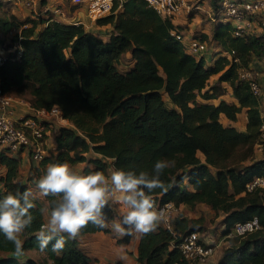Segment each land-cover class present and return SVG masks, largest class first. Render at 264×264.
<instances>
[{"label": "trees", "instance_id": "1", "mask_svg": "<svg viewBox=\"0 0 264 264\" xmlns=\"http://www.w3.org/2000/svg\"><path fill=\"white\" fill-rule=\"evenodd\" d=\"M209 1L213 13H219L223 0ZM45 4L40 0V8ZM42 13L47 17L38 13L18 20L0 10V33L18 29L21 34L19 57L9 52L0 65L2 91L14 90L21 97L26 91L31 107H58L69 123L57 126L53 148L33 166L36 176L28 180L37 181L53 163H84L81 174L102 171L107 176L110 166L151 174L156 160L174 162L160 176L166 190L149 193L154 204H205L222 214L223 236L236 222L257 216L261 228L228 237L214 264H264V188L246 191L253 178L264 177V154L250 157L264 117L260 99L237 76L239 67L256 69L253 64L264 59V32L255 30L254 23V29L236 36L231 20L217 18L210 36L200 37L217 49L209 62L205 55L187 52L185 41L194 38H186L185 28L173 24L176 17H162L145 0H114L112 12L96 19L98 25L111 24L107 40L81 24L61 22L49 10ZM16 40L17 35L6 48ZM125 57L127 67L122 68ZM213 75L217 78L210 84ZM220 83L230 86L234 101L212 103ZM240 115L245 117L243 131L233 125ZM24 151H0V199L29 191L19 178ZM54 199L59 197L33 198L32 225L20 235L22 256H16L14 245L0 234V264H92L79 236L108 233V228L89 223L75 239L63 234L62 252L52 251L55 240L45 252L38 249L36 236ZM104 211L108 220L115 216L112 207ZM201 227L200 219L180 212L171 231L157 224L155 231L140 235L137 264H188L178 244L187 233H200ZM131 237L122 236L117 243L127 245ZM27 250L43 253L44 260L25 256Z\"/></svg>", "mask_w": 264, "mask_h": 264}, {"label": "clouds", "instance_id": "2", "mask_svg": "<svg viewBox=\"0 0 264 264\" xmlns=\"http://www.w3.org/2000/svg\"><path fill=\"white\" fill-rule=\"evenodd\" d=\"M174 162L158 159L154 162L152 173L135 170L125 171L113 168L110 175L102 171L79 174L70 169L67 163L49 164L46 172L36 182L41 197H59L50 201L49 217L36 236L37 247L45 252L50 242L52 251L62 252L66 240L77 238L81 230L89 223L100 229L111 228L120 236L133 233L146 235L155 231L161 218L149 193L155 189H164L160 179L163 171ZM147 190V191H146ZM122 206L121 219L109 224L105 209L113 203ZM33 193H8L0 199V234L14 245L16 256L23 255L21 233L30 228L35 208ZM123 258V248L120 250Z\"/></svg>", "mask_w": 264, "mask_h": 264}, {"label": "built area", "instance_id": "3", "mask_svg": "<svg viewBox=\"0 0 264 264\" xmlns=\"http://www.w3.org/2000/svg\"><path fill=\"white\" fill-rule=\"evenodd\" d=\"M145 1L159 15L169 19L184 13L187 6L186 0ZM70 3L74 6H86L88 16L96 20L112 12L114 0H70ZM52 12L58 18H65L64 11L60 6L54 7ZM257 14H264V0H223L219 13L212 12L210 17L213 21L220 17L231 20L234 35L242 36L253 28L255 22L252 18ZM75 24H80V22ZM261 25L264 26V19ZM172 34H175V32ZM16 35L17 40L11 49H7L0 43V65L7 60L9 52H15L16 56L19 57L20 31ZM176 37L182 39L180 35L176 34ZM185 47L188 53L195 56L203 55L208 49L207 43L200 38L185 41ZM234 61L236 62L237 59H234ZM237 76L241 81L247 82L249 90L256 98L261 97L262 86L258 70L241 66L237 69ZM13 104L26 105L30 111L18 119H13L9 112ZM50 119H57L61 123L60 125H69L68 121L62 117L58 107H53L50 110L34 109L25 100L7 95L0 87V151L5 149L9 152H15L23 148L25 151H30L35 161L41 160L45 155L43 146L47 134L46 122ZM255 148L260 152H264V123L261 125V132ZM255 188H264V177H255L246 184V191L248 192L253 191ZM155 207L161 214L159 221L171 231L172 220L179 214V207L172 202L155 205ZM260 228L259 218L253 216L246 221L236 222L229 234L224 235V237H241ZM172 235L177 236L173 231ZM217 246V244L208 242L206 236L198 232H189L180 240L178 249L181 257L188 264H207L214 257Z\"/></svg>", "mask_w": 264, "mask_h": 264}, {"label": "rangeland", "instance_id": "4", "mask_svg": "<svg viewBox=\"0 0 264 264\" xmlns=\"http://www.w3.org/2000/svg\"><path fill=\"white\" fill-rule=\"evenodd\" d=\"M187 1V6L184 9V15H183V19H187V22H185L182 25V28H187L188 29V21L193 23V26L195 24H197L198 26H200V28L198 27L196 30H194V32L192 34H187V33H183L185 35L186 38H200L201 35H207L210 36L211 34V26L214 23L211 20V17L209 16V14L207 13V11H209V0H186ZM22 3L24 7L27 8V13L24 17H22V15H20V13H15V6L18 3ZM47 4V8H50V6L53 5V7H66V4H69L70 6V0H64L63 4L60 3V1L57 0H46ZM0 4L2 6V9L0 10H9L10 11V15L15 16L16 18H20L19 20H24L27 17L30 16H35L36 14L40 13V12H44L45 10L40 9V0H0ZM29 9L31 10V14H28ZM15 12H14V11ZM12 12H14L15 14H13ZM213 10H211V14H212ZM28 14V15H27ZM263 15V16H262ZM257 14L254 17L255 20H257V22H255V30L257 31H261L264 32V27L259 25L260 19L262 17H264V14ZM264 19V18H263ZM174 21V20H173ZM207 28L209 31L208 33H202L201 30ZM210 28V29H209ZM252 28V29H254ZM3 46H6L8 44V40H0ZM207 45H208V49L207 52L208 53H204L203 55L206 56L207 61H211L212 56H214L216 54V49L214 48L213 45H210L208 41H206ZM126 59H123L122 61V68L127 67V61L128 58L125 57ZM254 67L259 70L264 78V59L262 60H258L255 64H253ZM263 82V81H262ZM264 86V82L262 83ZM24 93L20 94L22 96H24L23 98H29V95L27 94L26 91H23ZM222 92V93H220ZM216 94L222 95L225 99H231L232 95L228 92V90L226 88H220L219 91H216ZM264 94V87L262 90V96L259 98V103H263L261 101L264 100L263 97ZM264 106V105H263ZM262 113L264 115V107H262ZM242 116L240 115L239 120L237 121V123H234V125L240 129V127H242ZM224 119V118H223ZM61 124L57 119H50L48 121L47 124V134L44 140V154L48 153V149H52L53 145H54V136H55V131L57 129V126ZM264 152H260L258 150H256L255 145L253 146L252 150L250 151V157L252 156L253 158H259L261 156H263ZM22 157V161L19 164V178L23 181L26 182L29 191H31L33 193V198H41V196L39 195L38 189L35 187V180L29 181L28 179L32 178L33 176H36V172H35V167L33 170V166H35V164L37 163V161H35L32 157H30L28 155V153L26 151H24L21 154ZM84 165V163L81 164H76L73 166H69L70 169L76 173L81 174V170H82V166ZM113 169V167H109L108 169V175H110L111 170ZM114 211H115V216L113 218H111L112 220H107V222L109 224H112L114 222H117L121 219V213L124 211L122 206L115 204V197H113V203L111 206ZM179 212L181 214H183L185 217L187 218H192V219H200L201 220V230L199 231L202 235L206 236L207 241L211 242L213 244H217V250L216 253L214 254V257L212 258L211 262L209 264H214L215 261L217 260V258L219 257L220 253L222 252V250L229 244V241L227 238H225L223 236V225H222V214L220 213H215L209 206L205 205V204H197L193 207H189V206H184V205H180L179 207ZM159 225H161L162 223L159 221L158 222ZM109 232L106 233V235H102V234H98L97 237L93 240H89L90 244L86 243L85 239L83 241V243H81V239L79 236V240L81 243V247L82 249L85 251V253H88L90 256H92L93 258L96 256L98 259L100 258L99 255L102 256V254H106L109 253L110 255L112 254L113 256L114 253H111L110 250L111 249H121L124 246L120 245L117 243L118 239H120L122 236L118 235L117 233H115L110 227L108 228ZM105 234V233H104ZM132 238V237H131ZM106 244V246H105ZM99 245V247H97ZM136 245V243L134 241H132L131 245H130V249H133V247ZM100 246H105L107 247L105 249V247H103L102 249H98L100 248ZM126 246V245H125ZM124 249V248H123ZM106 250V251H105ZM99 253V255H98ZM3 253L0 252V255H2ZM24 255L27 257H31L34 258L35 260L42 262V260H44V254L43 253H39L36 250H27L24 252ZM88 255V256H89ZM108 255V254H107ZM106 255V256H107ZM106 256L103 259H107ZM91 259V258H90ZM92 261V260H91ZM93 261H96V259H93Z\"/></svg>", "mask_w": 264, "mask_h": 264}, {"label": "crops", "instance_id": "5", "mask_svg": "<svg viewBox=\"0 0 264 264\" xmlns=\"http://www.w3.org/2000/svg\"><path fill=\"white\" fill-rule=\"evenodd\" d=\"M57 1H60V3L63 4V1L64 0H57ZM47 4L48 3L46 2L45 6L41 7L40 9L46 10V11L49 10V11L52 12V10L54 8L53 5L50 6V8H47L46 7ZM66 5H67L66 7H63L62 6V9H63L64 14H65V18L64 19L58 18L52 12L54 18L60 20L61 22L68 23V24H71V23H74L75 24L76 22H80V24L86 30H88V31H90V32H92V33H94V34L102 37L105 40L108 39V34L110 33V31L112 29L111 24L98 25L96 23V20H93V19H91L88 16L86 6H76V7H74L71 3H70V6H69V4H66ZM14 6H15V11L16 12L14 10L13 11L15 13H20V15H22V17H24L26 15L27 8L24 7L21 2L18 3V4H16V5H14ZM211 10H212L211 7H209V11H207V13L209 14V16L211 14L210 13ZM6 11L10 13L9 10L6 9ZM14 12H12V13L15 14ZM40 13L45 18L47 17V15H45L44 13H42V12H40ZM28 14H31V10L30 9H29ZM183 15L184 14L182 13L179 16H177L174 19L173 24L174 25L182 26L185 22H187V19H185V20L183 19ZM30 17H34V16H30ZM30 17H27V18H30ZM17 19L19 20L20 18H17ZM232 24H233V22H232ZM198 27L200 28V26H198L197 24H195L193 26V23L190 22V21H188V29L186 28L184 30V32L187 33V34H192L194 32V30H196ZM18 31H20V30H18V29H12V30L8 31L7 33H0V40H3V41L4 40H8V44H9L12 41L13 36H16V33ZM208 31L209 30L207 28H204V29L201 30L202 33L203 32L204 33H208ZM0 43H1V41H0ZM211 59L213 60V58H211ZM216 78H217V75L211 76L210 77V80H209L210 84H212L216 80ZM262 81L264 82V78H263L262 73L260 72V83H261L262 90H263V87L264 86L262 84L263 83ZM218 87H220V88L221 87L222 88H226L228 90V92L231 94V88L226 83H220L218 85ZM220 93H222V92H220ZM6 94L7 95H10V96H12L14 98H19V99H22V100H25L26 102H28L26 99L23 98V96L22 97L21 96H18L15 93L14 90H11L9 92H6ZM263 97H264V94H263ZM220 99L228 100V99H225L222 95H219L217 99H215V100L212 101V103L216 104ZM228 101H234V100H233V98H231ZM261 102H263V103H261V104L259 103V108H260L261 113H262L263 112L262 111V107H264L263 106L264 105V100L261 101ZM29 111H30V109L26 105H20V104H13L12 107L10 108V110H9L10 115H11V117L13 119H18L21 116H23L24 114L29 113ZM262 116L264 117L263 113H262ZM223 118L224 117H222V122L226 124L228 121L225 118L224 119ZM241 118H242V127H240V130L243 131L245 129V117L242 116ZM238 120H239V118H238ZM237 121L234 122V123H237ZM234 123H233V125H234ZM48 217H49V213H48V211H45L44 212L45 223H47ZM98 234H102L103 236L106 235V233L104 234L103 232H98V233H94V234H91V235H81L80 236V238H82L81 239V243H83V241L85 239L86 240L85 242L88 243V244H90V241L89 240H91V239L94 240L97 237ZM139 238H140V234H137V233H133L132 234V238H131L130 242L126 246L124 245V247H123L124 248L123 249L124 250L123 251V258H121V254H120V251H119L120 249H116V248L110 250V252L111 253H114L115 256H113L112 254L110 255L109 253H107L108 254L107 255L106 252H105V254H102V256L99 255V253H98V255L100 257L99 259L96 256L93 258L88 253H87V255H89V257L91 258L92 264H107L108 262H115V261H122L125 264H137V247H138V243H139ZM132 241H134L136 243V245L133 247V249H130L129 247H130ZM105 246H106V244H105ZM105 246H100V248H98V249H102ZM97 247H99V245ZM106 248L107 247H105V249ZM105 256H106L107 259H103ZM93 259H96V261H93Z\"/></svg>", "mask_w": 264, "mask_h": 264}]
</instances>
